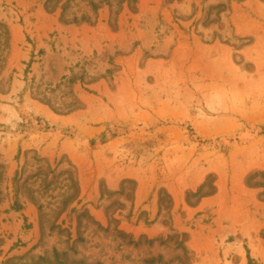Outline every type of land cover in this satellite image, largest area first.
<instances>
[{
    "label": "rangeland",
    "instance_id": "obj_1",
    "mask_svg": "<svg viewBox=\"0 0 264 264\" xmlns=\"http://www.w3.org/2000/svg\"><path fill=\"white\" fill-rule=\"evenodd\" d=\"M264 264V0H0V264Z\"/></svg>",
    "mask_w": 264,
    "mask_h": 264
},
{
    "label": "trees",
    "instance_id": "obj_2",
    "mask_svg": "<svg viewBox=\"0 0 264 264\" xmlns=\"http://www.w3.org/2000/svg\"><path fill=\"white\" fill-rule=\"evenodd\" d=\"M249 264H253V261H252V260H250Z\"/></svg>",
    "mask_w": 264,
    "mask_h": 264
}]
</instances>
